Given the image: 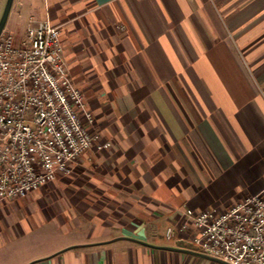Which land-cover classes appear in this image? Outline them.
<instances>
[{"label":"crops","instance_id":"0c3cea01","mask_svg":"<svg viewBox=\"0 0 264 264\" xmlns=\"http://www.w3.org/2000/svg\"><path fill=\"white\" fill-rule=\"evenodd\" d=\"M44 1L27 30L60 28L112 146L0 203V264L219 263L183 229L184 211L222 213L264 186V0ZM245 178L252 193L212 204Z\"/></svg>","mask_w":264,"mask_h":264},{"label":"built area","instance_id":"2783aa9c","mask_svg":"<svg viewBox=\"0 0 264 264\" xmlns=\"http://www.w3.org/2000/svg\"><path fill=\"white\" fill-rule=\"evenodd\" d=\"M73 82L61 30L35 21L21 45L0 37V203L70 174L85 153L111 148ZM183 229L203 255L226 264H264V186L225 212L185 208ZM175 236V228L167 231Z\"/></svg>","mask_w":264,"mask_h":264},{"label":"rangeland","instance_id":"374dc122","mask_svg":"<svg viewBox=\"0 0 264 264\" xmlns=\"http://www.w3.org/2000/svg\"><path fill=\"white\" fill-rule=\"evenodd\" d=\"M7 4L8 0H0V22ZM44 8V0H14L5 31L10 32L17 41L22 38L26 39V31L31 16L36 15L37 12L43 14ZM18 44H20L19 41ZM255 185V181L250 178H245L241 181L234 182L230 186L224 187L223 190L217 189L209 196L214 206L226 208L241 196L252 193ZM211 264L215 263L211 262Z\"/></svg>","mask_w":264,"mask_h":264},{"label":"water","instance_id":"95a60500","mask_svg":"<svg viewBox=\"0 0 264 264\" xmlns=\"http://www.w3.org/2000/svg\"><path fill=\"white\" fill-rule=\"evenodd\" d=\"M13 2H14V0H8V4H7L6 10H5V13H4L3 18H2V20L0 22V37H1L2 33H3V31L6 28V25H7V22H8V18H9L11 9H12ZM203 256L206 257V258L212 259L214 261H217L219 263L226 264L222 260H219V259H216V258H212V257L206 256V255H203Z\"/></svg>","mask_w":264,"mask_h":264}]
</instances>
